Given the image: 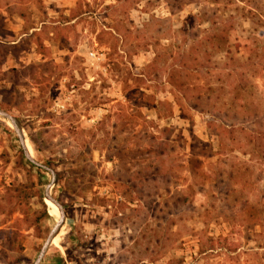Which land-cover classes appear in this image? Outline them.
I'll list each match as a JSON object with an SVG mask.
<instances>
[{
	"label": "rangeland",
	"instance_id": "1",
	"mask_svg": "<svg viewBox=\"0 0 264 264\" xmlns=\"http://www.w3.org/2000/svg\"><path fill=\"white\" fill-rule=\"evenodd\" d=\"M0 109L55 174L38 264H264V0H0ZM51 179L0 118V264Z\"/></svg>",
	"mask_w": 264,
	"mask_h": 264
},
{
	"label": "water",
	"instance_id": "2",
	"mask_svg": "<svg viewBox=\"0 0 264 264\" xmlns=\"http://www.w3.org/2000/svg\"><path fill=\"white\" fill-rule=\"evenodd\" d=\"M0 118H2L3 120H6L9 125L11 126L17 142L19 144L20 150L22 152L23 158L32 166L41 169L43 171H47L50 175H51V184L47 185L45 191H44V200L49 201L58 211V219L55 221L54 225L52 226V228L48 231L39 251L38 254L33 262V264H38L40 262V260L42 259V257L44 256L45 252L47 251L48 247L51 245L52 240L54 239V237L58 234V232L60 231L61 227H62V223H63V214H62V208L60 206V204L53 199L50 195H49V188L50 186L53 184V181L55 179V174L53 173V171L51 169H49L48 167H46L45 165H42L41 163H38L37 161H35L32 156L30 155V153L28 152L27 148H26V142L24 139V136L22 134V130L20 128L19 122L17 121V119L10 115L7 111L0 109Z\"/></svg>",
	"mask_w": 264,
	"mask_h": 264
},
{
	"label": "trees",
	"instance_id": "3",
	"mask_svg": "<svg viewBox=\"0 0 264 264\" xmlns=\"http://www.w3.org/2000/svg\"><path fill=\"white\" fill-rule=\"evenodd\" d=\"M209 41H211L215 52H227L228 40L226 39V32L224 30L214 33L211 37H209ZM44 214L47 216L45 211Z\"/></svg>",
	"mask_w": 264,
	"mask_h": 264
},
{
	"label": "bare ground",
	"instance_id": "4",
	"mask_svg": "<svg viewBox=\"0 0 264 264\" xmlns=\"http://www.w3.org/2000/svg\"><path fill=\"white\" fill-rule=\"evenodd\" d=\"M26 148H27V150H28V146H27V143H26ZM30 150H28V152H29ZM46 203H47V205H48V207L50 208V209H52V210H54V211H56L57 213H58V211H57V209L49 202V201H46ZM56 217L58 216V214H54ZM62 230H60L59 232H58V234L61 232ZM57 234V235H58ZM53 241V240H52ZM51 245H52V242H51ZM54 245V244H53Z\"/></svg>",
	"mask_w": 264,
	"mask_h": 264
},
{
	"label": "built area",
	"instance_id": "5",
	"mask_svg": "<svg viewBox=\"0 0 264 264\" xmlns=\"http://www.w3.org/2000/svg\"><path fill=\"white\" fill-rule=\"evenodd\" d=\"M89 56H90V57H93L94 55H93V53H90Z\"/></svg>",
	"mask_w": 264,
	"mask_h": 264
}]
</instances>
